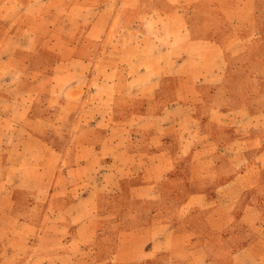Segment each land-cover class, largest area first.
<instances>
[{"label": "crops", "instance_id": "obj_1", "mask_svg": "<svg viewBox=\"0 0 264 264\" xmlns=\"http://www.w3.org/2000/svg\"><path fill=\"white\" fill-rule=\"evenodd\" d=\"M235 1L233 14L247 9L252 17L250 27L239 28L258 33L251 43L256 54L245 66L264 65V0ZM179 31L186 46L200 44L188 37L189 27ZM188 54L177 65L193 64ZM215 58L212 65L161 77L167 107L162 114L154 98L128 92L126 71L109 74L91 92L94 101L112 94L121 103L95 114L89 138L79 140L76 132L67 139L76 147L87 144L92 161L61 152V174L55 175H61V195L53 184L49 202L55 210L40 221L57 228L52 237L61 240V250L36 251L31 264H264V67L227 72L220 55ZM136 100L142 110L130 106ZM78 126L82 133L85 127ZM2 191L0 185V223L17 225L12 192L3 200ZM55 231L38 229L37 240ZM113 234L109 258L87 262L89 255H102Z\"/></svg>", "mask_w": 264, "mask_h": 264}, {"label": "rangeland", "instance_id": "obj_2", "mask_svg": "<svg viewBox=\"0 0 264 264\" xmlns=\"http://www.w3.org/2000/svg\"><path fill=\"white\" fill-rule=\"evenodd\" d=\"M236 4L235 0H0V185L3 200L11 190L18 219L17 225L4 219L0 223L2 264H31L36 251L61 250V240L52 237L57 228L40 221L55 210L49 202L53 184H58L61 195V175L55 176L61 174V152L75 151L79 159L92 161L87 144L76 147L67 139L76 132L79 140L89 138L95 114L121 103L111 100L112 94L96 101L90 97L108 82L109 74L129 73L128 92L154 98L162 114L167 107L161 77L212 65L217 55L226 62L227 72L264 67L245 66L256 54L251 43L258 33L239 28L250 27L252 17L247 9L242 16L233 14ZM259 22L264 25V17ZM179 27H189L188 37L200 44L186 46ZM188 52L194 63L177 65ZM172 83L176 86L175 80ZM142 103L136 100L130 106L142 110ZM195 105L202 108L201 103ZM137 114L132 115L135 121ZM117 116L122 119L125 114ZM78 125L85 127L82 133ZM195 167L200 171V163ZM30 219L37 223H24ZM38 229L56 231L37 240ZM10 230L14 236H9ZM110 237L102 255H89L87 262L109 258L116 241L115 234Z\"/></svg>", "mask_w": 264, "mask_h": 264}]
</instances>
